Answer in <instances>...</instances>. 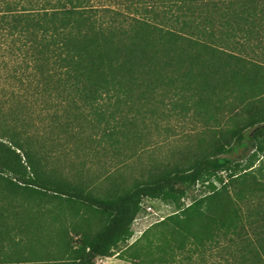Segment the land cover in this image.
Wrapping results in <instances>:
<instances>
[{"label":"trees","instance_id":"obj_1","mask_svg":"<svg viewBox=\"0 0 264 264\" xmlns=\"http://www.w3.org/2000/svg\"><path fill=\"white\" fill-rule=\"evenodd\" d=\"M261 75L264 0H0V264H99L131 235L144 199L173 203L166 223L184 230L241 176L263 177L264 109L251 103L208 152L158 172L154 165L126 187L111 179L101 193L61 174L49 148L103 108L151 115L166 104L157 100L163 93L180 117L215 122L221 107L213 97L229 86L242 93ZM136 124L134 116L121 122L124 139ZM197 183L209 192L181 208L185 187ZM17 202L40 209L22 227L9 222L20 224ZM46 204L104 223L92 234L86 220L74 242L60 230V257L35 262L32 241L46 234L39 225L56 221L53 214L44 221ZM238 230L234 253L221 264H264V196Z\"/></svg>","mask_w":264,"mask_h":264},{"label":"rangeland","instance_id":"obj_2","mask_svg":"<svg viewBox=\"0 0 264 264\" xmlns=\"http://www.w3.org/2000/svg\"><path fill=\"white\" fill-rule=\"evenodd\" d=\"M227 90L230 92L225 91L227 93L213 97L220 103L221 109L213 111L216 121L207 124L192 113L180 117L168 105L170 96L165 93L158 96L157 100L163 99L166 104L154 109L151 115L121 110L110 115L108 108H103L99 114L76 122L70 133L58 137V144H49L52 157H58L61 174L84 178L94 187L95 193L104 192L111 185V179L116 180L119 186L126 187L135 180L146 178V170L154 165V171L158 172L172 164H187L211 150L221 136L228 135L236 128L246 118L247 104L264 109V75L245 83L242 93L230 86ZM49 113L44 116L49 118ZM131 116L135 117V122L137 120V124L132 127L135 131L130 134L131 138L124 139L121 122ZM38 127L41 128V123ZM50 133L58 134L57 128H53ZM260 161L264 162V157H260ZM225 174L221 173L224 181L229 179ZM255 177L250 174L241 176L238 183L230 185L224 195L211 203L203 217L192 220L184 230L166 223V217L172 213L173 203L159 198L144 199L140 212L132 222L131 235L119 242L110 255L99 257L97 261L99 264H221L223 257L234 253L239 225H245L252 218L263 199L264 185L255 184L252 180L263 181L264 175ZM206 186L197 183L185 187L184 195L179 200L180 207L209 192ZM215 186L219 188L221 184L215 181ZM19 204L16 208L20 211L16 216L20 217V224L9 221L16 227H22L21 223L32 220L34 211L40 210L34 204L32 207L26 203ZM11 206H15L14 203ZM59 207L46 204L41 209L45 222L52 214L56 221L48 227L39 225L45 228L46 234L32 241V247L38 254L31 258L36 259L35 262L60 257L63 250L60 230H65L68 238L74 242L79 236L78 232L86 228V220L89 223L87 229L92 234L104 223L103 216L85 215L82 212L74 214ZM53 210L60 212L54 213Z\"/></svg>","mask_w":264,"mask_h":264}]
</instances>
